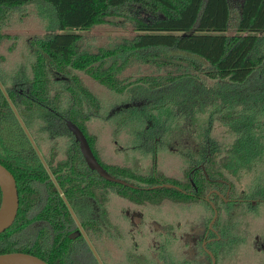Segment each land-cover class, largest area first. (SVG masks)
Listing matches in <instances>:
<instances>
[{"label":"trees","instance_id":"obj_1","mask_svg":"<svg viewBox=\"0 0 264 264\" xmlns=\"http://www.w3.org/2000/svg\"><path fill=\"white\" fill-rule=\"evenodd\" d=\"M34 1L52 5L55 22L50 35L32 41L36 52L27 86L23 87L22 83L19 86L12 85L7 87V93L0 89V163L13 174L19 198L13 224L0 233V254L21 251L55 264L57 224L62 222L67 225L71 219L64 200L58 197L55 181L51 178L53 175L59 181L56 176V146L48 147L50 155L45 156L44 163L12 105L23 125L31 132L27 120L29 114L37 117L41 114L43 117L40 118L49 122L40 125L41 130L47 129L59 134H70L63 120H71L83 131L94 155L104 166L97 154L96 136L87 128L88 113L98 111L99 101L74 71H82L108 89L121 93L127 84L119 74L132 59L151 61L159 67L169 66L173 61L166 56L169 50H173L202 59L206 65L205 74L210 79L224 80L228 86L245 84L242 88H246L252 73L264 62V0H0V44L9 37L1 30L8 12ZM119 16L129 19L135 31L132 37L114 47L99 48L96 52L79 50L82 38L80 31L108 23ZM230 30L234 32L229 34ZM159 52L162 54L157 55ZM190 63L199 69L197 62L192 60ZM50 70L60 76L69 94L68 101H64V94L60 90L53 93L54 81ZM186 79L189 80L187 76L177 74L153 77L148 82L152 88L180 87L185 96L186 90L183 89ZM0 80L4 83L1 72ZM197 90L191 100L188 96L185 98L203 107L200 103L203 104L211 93L202 87ZM186 104L184 100L182 105ZM183 110L187 112L189 108L186 106ZM41 111L46 114L43 115ZM50 112L53 116H50ZM52 117L57 120V131L51 128L49 119ZM235 117L241 119L246 116L238 113ZM230 119L227 118V121ZM243 122V125H236L237 136L229 149L233 154L221 155V162L224 160L221 165L224 167L235 163L239 167L246 166L264 159V136L261 131L254 130L260 129L261 125L255 121ZM215 148L213 145L211 150ZM75 152L78 155V147ZM216 158V154L210 156L211 161ZM65 164L85 166L84 162ZM111 165L119 169L126 180L134 182L128 179L130 176L139 179V175L131 168ZM91 181L105 182L96 174ZM116 186L132 190L128 186ZM64 191L70 198L69 187H64ZM154 191L162 192L164 196L169 192L178 193L170 188ZM60 214L65 216L59 221ZM43 224H46V228L42 227ZM23 233L28 234L25 240L22 238Z\"/></svg>","mask_w":264,"mask_h":264},{"label":"flooded vegetation","instance_id":"obj_2","mask_svg":"<svg viewBox=\"0 0 264 264\" xmlns=\"http://www.w3.org/2000/svg\"><path fill=\"white\" fill-rule=\"evenodd\" d=\"M149 127L142 129L145 140ZM69 133L67 149L55 150L59 181L51 175L71 218L67 225L57 224L55 264H264V223L263 227L253 225L259 217L253 209L264 198L243 197L249 192L239 184L242 168L222 166L220 149L211 150L209 143L204 148L203 140L192 151L174 152L181 171L170 175L156 167L160 137L154 136L148 156L152 165L141 167L142 172L132 169L140 179L128 177L134 182L111 167L123 165L100 160L109 174L133 185L125 190L116 184L125 185L105 179L91 181L95 174L102 177L86 165ZM188 139L183 140L185 146ZM34 148L45 163L49 151ZM212 154L217 155L214 161ZM66 162H84L86 167ZM64 187H69L70 198ZM160 188L173 189L178 195L154 191Z\"/></svg>","mask_w":264,"mask_h":264},{"label":"rangeland","instance_id":"obj_3","mask_svg":"<svg viewBox=\"0 0 264 264\" xmlns=\"http://www.w3.org/2000/svg\"><path fill=\"white\" fill-rule=\"evenodd\" d=\"M53 22L55 14L52 5L42 1H34L8 12L1 30L9 37L0 44V72L5 83L0 80V89L3 92L7 93V87L12 85L22 83L23 87L27 86L36 52L32 41L50 35L51 29L54 28ZM233 32L234 30H230L228 33ZM79 33L82 37L78 45L79 50L96 52L99 48H111L122 43L132 37L135 31L126 16H119L108 23L93 26ZM161 54L159 52L157 55ZM177 56L183 59H176ZM167 57H170L173 63L163 67L151 61L132 59L119 74L127 84L121 93L108 89L82 71H74L99 101L98 111L88 113L87 128L96 136L95 146L102 162L118 163L142 172L144 170L141 167L152 165V160L148 157L152 151V138L159 135L156 167L158 171L175 175L180 173L181 166L179 157L174 152L192 151L203 140L204 148L209 143L211 147L215 145L220 149L222 156L233 154L229 149L237 136L236 125H243L244 120L259 123L260 129L254 130L261 131L264 136V62L252 73L246 88H242L245 84L228 86L224 80L210 79L205 74V62L196 56L169 50ZM192 60L197 62L198 70L190 63ZM176 62L180 64L175 65ZM50 72L54 81L53 93L60 90L64 94V101H68L69 94L60 76L53 70ZM177 74H183L189 79H186L183 89L186 90L185 96H188V99L191 100L195 96L198 87L211 93L203 104L200 103L203 107L188 102L180 87L152 88L149 85L148 80H152L153 77ZM183 99L187 101L184 106ZM186 106L189 108L187 112L183 110ZM41 113L46 114L44 111ZM238 113L246 117L241 119L235 117ZM50 116H53L52 112ZM40 117L43 116L29 114L27 117L33 132L27 130L33 146L42 153L47 152L51 145L56 146L58 150L67 149L70 135L54 131L53 133L47 129L41 130V126L49 122ZM191 117L194 118L193 121L190 120ZM52 118L49 119L51 128L57 131L59 128L57 120ZM227 118H231L230 121H227ZM148 125L151 127L146 131L148 136L145 140L142 129ZM157 130L160 133L156 134ZM188 138L190 141L185 146L183 140H189ZM163 141L166 143L163 144ZM221 163H224V160ZM235 166L239 167L236 163ZM239 169H241L238 174L239 184L249 192L243 197L250 195L253 198H264V159L262 162L240 166ZM253 210L257 211L255 214H259L253 225L263 227L264 203H259ZM27 235L23 233L22 238L25 240Z\"/></svg>","mask_w":264,"mask_h":264},{"label":"water","instance_id":"obj_4","mask_svg":"<svg viewBox=\"0 0 264 264\" xmlns=\"http://www.w3.org/2000/svg\"><path fill=\"white\" fill-rule=\"evenodd\" d=\"M17 117L18 113L12 105ZM20 122L28 134L27 129L23 125L21 119ZM66 126L71 134L74 136L76 142H78L79 150L86 165L98 173L103 179L111 182H116L123 184L125 186L133 187L132 184L122 180L120 178H115L109 174L106 169L99 163L96 156L94 155L84 133L82 130L71 120H66ZM30 140L32 141L30 135L28 134ZM164 187H172L171 184H163ZM0 233L4 232L9 228L17 215L19 207L18 191L16 187V181L13 174L0 163ZM0 264H49L42 258L32 255L26 252L13 251L5 252L0 254Z\"/></svg>","mask_w":264,"mask_h":264}]
</instances>
